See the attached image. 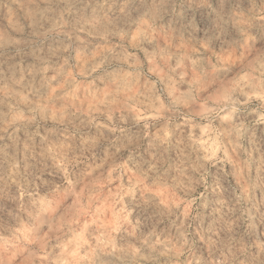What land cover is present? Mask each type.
Masks as SVG:
<instances>
[{"label":"rangeland","instance_id":"rangeland-1","mask_svg":"<svg viewBox=\"0 0 264 264\" xmlns=\"http://www.w3.org/2000/svg\"><path fill=\"white\" fill-rule=\"evenodd\" d=\"M0 264H264V0H0Z\"/></svg>","mask_w":264,"mask_h":264}]
</instances>
